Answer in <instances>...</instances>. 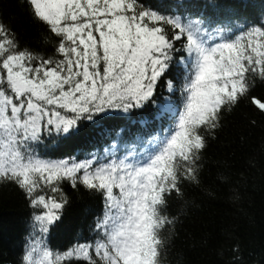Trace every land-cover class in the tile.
<instances>
[{"label": "snow or ice", "instance_id": "6c2138e0", "mask_svg": "<svg viewBox=\"0 0 264 264\" xmlns=\"http://www.w3.org/2000/svg\"><path fill=\"white\" fill-rule=\"evenodd\" d=\"M24 4L52 54L22 47L0 21V181L32 209L19 264H162L178 220L169 200L200 185L225 111L250 99L264 114V98L252 95L264 83V8L257 15L246 0ZM103 138L112 142L84 158L37 151L74 141L95 148ZM64 183L99 195L103 212L92 237L54 253L46 237L69 204Z\"/></svg>", "mask_w": 264, "mask_h": 264}, {"label": "trees", "instance_id": "16d2710c", "mask_svg": "<svg viewBox=\"0 0 264 264\" xmlns=\"http://www.w3.org/2000/svg\"><path fill=\"white\" fill-rule=\"evenodd\" d=\"M263 1L246 0L257 15ZM0 21L15 32L22 47L52 54L51 44L42 40L43 26L30 19L24 0H0ZM252 95L264 98V83L257 82ZM111 142L103 138L93 148L74 141L48 150L60 156L51 159L84 158L87 152L102 153ZM62 190L69 204L62 222L46 237L54 253L92 237L89 225L103 212L99 195L67 183ZM184 193L183 199L169 200L168 212L178 220L162 264H264V114L250 99L225 111L221 127L208 138L201 183L186 185ZM31 214L22 191L0 181V264H19Z\"/></svg>", "mask_w": 264, "mask_h": 264}]
</instances>
